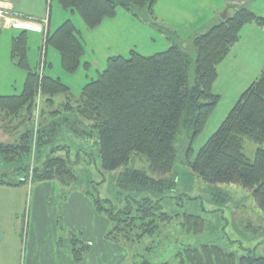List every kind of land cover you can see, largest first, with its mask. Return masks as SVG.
Segmentation results:
<instances>
[{
    "label": "trees",
    "instance_id": "16d2710c",
    "mask_svg": "<svg viewBox=\"0 0 264 264\" xmlns=\"http://www.w3.org/2000/svg\"><path fill=\"white\" fill-rule=\"evenodd\" d=\"M49 2H55L64 11L77 13L85 27L92 30L105 19L113 18L118 8L137 19L138 14L133 11L147 8L152 16L157 0ZM225 9L232 10V14L193 38L192 74L189 53L180 48L173 33L165 30L171 42L166 51L152 56L131 51L126 58H109L105 70L87 83L73 102L68 87L60 80L40 75L29 67L26 32L13 37L11 59L25 71L26 77L21 94L0 96V116L9 124L18 120L17 126L7 130L16 131L23 127L25 131L13 143L0 144V156L5 163L18 165L15 171L24 173L19 184L55 181L67 188L76 185L73 166L78 163V158L74 162L70 160L71 150L67 145L53 146L60 127L64 125L73 138L97 140L104 171L119 169L134 154L147 161L152 176L127 169L118 174L115 180L118 205L99 197L91 198V203L96 213L104 215L112 224L106 234L107 240L116 243L121 242L120 239L129 241L132 237L129 234L134 229L137 240L145 235L152 236L158 232L159 224H168L172 217L161 213L159 201L151 197L171 188L172 183L164 177L174 167V140L182 131H190L184 151V163L188 168L205 183L235 184L250 191L257 207L264 213V150L257 148L252 162L243 152L245 141L256 145L264 142V66L190 160L192 143L219 102V96L212 91L217 66L239 41L243 26L255 24L264 29V17L257 16L247 6H226ZM48 48L58 52L65 73L74 74L81 66L84 48L71 21H64L52 33L46 32L41 51ZM60 95L65 97V102L59 103L55 110L39 111L42 121L38 124L33 145V131L29 126L33 122L36 98L43 99L44 106L52 107L53 99ZM67 113H72L73 118L65 116ZM32 148L36 150L35 160L41 155L43 159L40 158L29 170ZM58 153H64V157L57 156ZM0 185L17 186L2 180ZM185 220L195 231L201 230L199 218L185 215ZM69 243L72 259L76 263L82 261L90 246L73 235ZM175 260L176 264H264V258L250 253L236 260L215 245L185 247L175 255Z\"/></svg>",
    "mask_w": 264,
    "mask_h": 264
},
{
    "label": "rangeland",
    "instance_id": "374dc122",
    "mask_svg": "<svg viewBox=\"0 0 264 264\" xmlns=\"http://www.w3.org/2000/svg\"><path fill=\"white\" fill-rule=\"evenodd\" d=\"M168 6L161 7L162 12H167L169 10V4L172 3L175 6H181L183 9H174L173 14H184L198 13L203 17L200 19H192L191 23L183 21V18H178L177 28H185L191 31L193 28H201V24L205 22V16L209 8H211L212 16L216 17L220 15L221 7L227 1L230 0H163ZM245 5L254 14L259 17H264V0H244ZM50 2H48L49 4ZM54 9L58 11H64L58 4L51 2ZM211 6V7H209ZM236 7H244L242 5H236ZM121 11V8H118ZM159 10H157L158 12ZM170 11V10H169ZM138 14L140 23L145 26L143 28L146 30L143 34L140 32L141 38L137 41V49L145 56L155 55L157 53L164 52L168 49L165 38H169L168 34H165L164 26L157 25L153 18L149 15L147 8L142 10H134ZM171 13V11H170ZM232 14V10L227 11V15ZM66 15H69L66 14ZM74 17L72 21L81 18L77 13L73 14ZM153 15V13H152ZM8 17V15H5ZM70 17V15H69ZM157 17V15H156ZM3 18V13L0 12V21ZM158 18V17H157ZM156 19V18H155ZM187 19V18H186ZM153 24H156L155 26ZM214 24V23H213ZM4 23L0 22V54L6 53L11 56V41L12 38L17 36L20 31L12 30V28L4 27ZM253 27V25H252ZM247 29V28H246ZM164 30V31H163ZM203 30V29H202ZM201 29L198 31L201 34L203 31ZM120 32L119 34H122ZM241 33V34H240ZM239 34L247 39V35L250 34L249 40L255 39V35L250 32L242 31ZM27 35H31L27 32ZM27 36V54L29 67L34 70L36 63L38 61V55L36 59H33V54L35 53V47L41 44V35L38 34V38L35 41V35ZM152 37L155 40L154 44H148L147 38ZM113 37V36H112ZM108 38L109 40L112 38ZM161 37V38H160ZM29 39V41H28ZM177 40L179 41L180 48L189 53L191 65V74L193 73V63H194V52L192 48V42L186 40V35L180 34ZM96 41H93V44ZM250 42V41H249ZM164 43V44H163ZM122 47V46H121ZM120 47V48H121ZM96 48V45H95ZM120 50L122 57H128V52L126 50ZM40 50V49H39ZM91 50V49H90ZM87 50L88 59L96 58L102 62V67L90 68L87 70H81L79 73L73 75L64 74V71L60 65V56L57 51L49 48V54L53 53L56 55V60H50L52 66V71L49 66L45 68L46 73L50 70L51 76L53 78H60L61 82L70 87L71 102L75 101L80 94L83 86L97 77V72H102L106 67V60H103L105 54V47L99 46V49ZM37 52V49H36ZM45 58H46V51ZM39 53V52H38ZM91 53V54H90ZM100 53V58H99ZM41 57V56H40ZM53 59V58H52ZM58 59V60H57ZM40 60V59H39ZM5 64L0 61V94L2 96H9L5 94H10L11 89L9 86L12 81L17 82V76L10 74V69ZM17 67V66H16ZM18 68V67H17ZM22 74L25 71L18 68ZM97 70V71H95ZM26 76V74H25ZM16 88V87H15ZM20 94V93H18ZM54 101L52 109L55 110L59 103L65 102V97L60 95L58 100ZM225 101L218 104L216 110L211 113L208 120L205 123L204 128L195 138L192 143V155L190 160L194 158L198 150L206 143L210 136L216 131L220 123L215 124V115L221 107L224 105ZM35 109L33 111V122H30L29 130L33 131L32 144L34 145L36 141V130L42 121V116L40 115V110L44 107V100L40 97L36 98ZM47 106V105H45ZM49 107V106H47ZM230 110V109H229ZM228 110V111H229ZM227 111V112H228ZM39 114V116H38ZM225 114V112H224ZM65 116L73 118L72 113H67ZM226 115H222L223 119ZM0 144H11L16 139L19 138L21 134L24 133L25 129L19 127L16 131L7 130L11 126H17L18 120H13L10 124L7 119H3L0 116ZM56 120V119H55ZM220 122V121H219ZM39 124V125H38ZM45 125V124H43ZM60 131L53 146L57 145H67L70 147L71 155L70 160L74 162L78 158V163L73 166L74 174L77 177L76 185L72 188L77 191L82 192L87 200L91 201V198L99 197L102 200L111 201L114 205H118L116 178L119 173L124 170H138L151 175L148 170L147 161L140 155H132L129 162L120 167L115 171H104L101 168V159L98 152V146L96 144L97 140L83 141L78 138H73L68 130L65 129L64 125L60 127ZM190 131H182L174 140V148L176 153L175 163L172 171L165 175V179L172 183L170 189L166 190L162 194H158L155 197H151L154 200H158L161 206V213H164L172 217L171 221L162 225L159 224V230L156 234L152 236L145 235L139 240L136 239L137 231L131 230L129 241L120 239L121 242H113L106 239V234L112 228V224L107 227L105 233L102 235V241L108 243L104 245L106 247L101 250V254L104 257L105 264H141L146 262L147 264H176L175 255L185 247H199L201 245H215L222 249L225 253L232 254L236 260L240 257L245 256L250 253L255 257L264 258V213L257 207L252 193L245 190L239 185L235 184H208L203 182V180L194 172H192L186 163H184V151L185 147L188 145V138L190 137ZM257 148L264 150V142L261 145H256L250 141H245L243 146V152L245 157L252 162L254 159V154ZM78 150H81L79 154ZM36 150L31 149L29 155V170H32L34 164L43 159L41 155L35 160L37 155H35ZM78 156H77V155ZM57 156L64 157V153H58ZM18 165L5 163L0 156V180L7 184H17V186H3L0 189V219L11 218L15 221V236L21 246L22 254L24 255L25 246V234L27 230V224L30 223L32 218L33 210V194L38 183L31 184L27 182L26 184L20 185L19 181L24 176L21 171H15ZM31 174V173H30ZM152 176V175H151ZM156 178V177H155ZM160 178V177H158ZM56 185V184H54ZM58 185V184H57ZM60 187L59 195L50 194L46 198V203L51 205V216L56 222L57 228L60 230L61 239L69 240L72 235H75L77 239L81 242L82 238L77 233H73L72 229L68 227L62 212L60 211L61 206L67 201V197L70 190L67 187ZM89 193V194H88ZM59 196V198H58ZM122 198V197H120ZM185 215H192L199 218L202 221L201 230L195 231L191 223L186 222ZM105 217L104 215H102ZM106 218V217H105ZM7 226V225H6ZM20 230L18 231V228ZM9 229V226L5 227L0 224V229ZM121 238V237H120ZM99 244V243H98ZM70 246V245H69ZM101 246V245H100ZM84 259V258H83ZM85 263H89V258L85 259ZM83 261V260H82Z\"/></svg>",
    "mask_w": 264,
    "mask_h": 264
},
{
    "label": "crops",
    "instance_id": "0c3cea01",
    "mask_svg": "<svg viewBox=\"0 0 264 264\" xmlns=\"http://www.w3.org/2000/svg\"><path fill=\"white\" fill-rule=\"evenodd\" d=\"M49 1L50 0H0V12L3 13L1 21L4 23V27H11L12 30L26 32V41L28 36L27 32H30L31 35H35V41L38 38V34L41 35L40 47L36 46L35 53L33 54V59H36V55H38V61L34 70H37L40 75L61 80L60 78H53L51 76L52 66L50 60H56V55L53 53L49 54L48 48L46 50V58L45 53L43 58L40 56L43 36L46 32H54L66 20L71 21L79 32V39L84 48L81 66L74 74L79 73L81 70L102 67V62L100 63L99 59L97 61L96 58L88 59L87 57V50L93 53L92 49H99V46L105 47V54L103 56V60H106L105 63H107V60L111 57L122 56V52L119 50L121 46L120 49L126 50L128 53L131 51L139 54L141 53L137 49L136 43L141 38L140 32L143 34L146 31L143 28L145 25L142 26L139 19L133 17L125 10L121 9V11H118L117 9L116 15L113 18L105 19L98 27L89 30L85 27L82 20L76 19L72 21L71 17L73 18V14L75 13L58 11L54 9L51 2L48 4ZM158 4L161 7L168 6L163 0H157L153 6V15L151 17L153 18V16H155L156 19L153 18V20L158 22L157 25L159 24V26L166 27L165 30L173 33L177 38L180 34L186 35V40L189 39L191 42L195 36L199 35L198 31L200 29H203L202 33H204L213 25L223 21L219 17V14L216 17L213 15V17L208 19L209 16H212L213 11L209 8V11H207L209 15L204 17L206 20L201 24V28H193L191 31H188L185 28H177L176 20L178 18H183V21L189 22V24L192 19L202 20L203 17L196 13L197 9L195 13L191 12L187 15L178 13L173 14L174 11L172 8L177 10L183 8L170 3L169 10L171 13L168 9V13H166L161 11V7H158ZM236 5L246 6L244 0L227 1L224 6L221 7L220 15L224 11L227 13V9H225L226 6ZM157 10L159 11L157 12ZM68 13L70 17L66 15ZM5 15H8V17ZM122 31L123 33L119 34ZM242 31L247 33L250 32L254 34L256 38H251L249 40L250 34H248L247 39L244 40L240 33L239 41L231 48L225 59L217 66V78L212 86V91L219 96L218 104L222 101H225V103L221 109H219L217 115H215V124L222 123L226 117L221 119L222 115L228 114L230 111L229 109L234 106L244 90L257 79L264 66V29L255 24H247L241 28L240 32ZM110 36L113 37L109 40L108 38ZM164 40L169 48L171 42L165 37ZM93 41L96 42L93 44ZM147 43L149 45L154 44V38L149 36L147 38ZM140 55L145 56L144 54ZM27 60H29L28 54ZM0 61L2 64H5L3 68L5 69L7 66L10 69V74L16 75L18 79L17 82L15 80L12 81L9 86L11 93L5 95L13 96L19 95L18 93L21 94L26 77L25 74L19 71L9 54H0ZM48 66L51 71L49 70L46 73L45 68ZM98 73L99 72H97V75ZM64 74L67 73L64 72ZM68 89L70 91V87ZM0 96L2 95L0 94ZM53 101H60V99L58 100V97H55ZM218 104L213 112L216 110ZM51 108L52 107H43L44 111H50ZM58 186L61 185L55 181L40 182L36 186L33 194L32 218L30 223L27 224L25 234L23 256H21L23 252L14 233L15 228L13 226L15 221L11 218H4V216L2 217L3 219H0V224L5 227L9 226V229H0V264H86L85 259L87 258H89L88 264H105L101 250H104L106 248L104 245L107 244L108 246V243L107 241L103 242L101 237H103L102 235L105 233L107 227L110 226V222L102 215L96 213L91 201H89V199L87 200V197L82 192L80 193V191L74 188H67L70 190V193L67 197V201L61 206L60 211L73 233L80 235L83 243L90 246L88 254L84 255V259H82L83 261L76 263L72 259L70 253V243L68 244V240L64 241L61 239L60 230L57 228L56 222L51 216V205L46 203L48 195H59L61 191ZM1 187L0 185V189ZM19 230L20 227L18 228V231Z\"/></svg>",
    "mask_w": 264,
    "mask_h": 264
},
{
    "label": "water",
    "instance_id": "95a60500",
    "mask_svg": "<svg viewBox=\"0 0 264 264\" xmlns=\"http://www.w3.org/2000/svg\"><path fill=\"white\" fill-rule=\"evenodd\" d=\"M226 17H227V13H226V11H224V12H223V15L221 16V19H222V20H225Z\"/></svg>",
    "mask_w": 264,
    "mask_h": 264
},
{
    "label": "built area",
    "instance_id": "2783aa9c",
    "mask_svg": "<svg viewBox=\"0 0 264 264\" xmlns=\"http://www.w3.org/2000/svg\"><path fill=\"white\" fill-rule=\"evenodd\" d=\"M43 56H44V51H41V57L43 58Z\"/></svg>",
    "mask_w": 264,
    "mask_h": 264
}]
</instances>
